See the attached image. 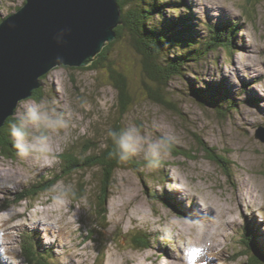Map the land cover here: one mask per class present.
<instances>
[{"label":"rangeland","instance_id":"obj_1","mask_svg":"<svg viewBox=\"0 0 264 264\" xmlns=\"http://www.w3.org/2000/svg\"><path fill=\"white\" fill-rule=\"evenodd\" d=\"M24 1L0 0V14L7 16ZM185 1L191 6L189 16L196 17L192 23L200 25L201 39L208 34L207 21L235 20L242 30L231 51L217 48L193 64L200 80L187 71L170 82L165 96L169 104L151 100L141 71L136 72L134 87H140L124 127L135 126L149 140H163L168 155L154 169H148L142 157H135L144 161L138 168L120 167L107 191L104 213L99 204L105 179L100 166L63 177L37 199L14 201L31 183L63 175L66 153L89 160L105 146L120 108L107 68L57 66L42 77V100L30 97L19 103L12 115L16 118L26 106L44 102L63 124L45 131L47 149L39 156H21L17 150L10 158L0 152V264H26V232L54 246L57 264H250L239 253L245 226L255 227L264 245V142L255 136L264 125V0ZM173 9L166 7L170 13L184 12ZM112 57L129 69L131 63L141 64L139 54L122 42ZM220 79L239 105L224 115L197 99L191 84L206 88V82ZM249 108L255 114L252 121L243 118L242 110ZM197 137L206 144H199ZM210 147L231 164L213 160ZM143 231L152 233L150 246L136 250L132 238Z\"/></svg>","mask_w":264,"mask_h":264},{"label":"trees","instance_id":"obj_2","mask_svg":"<svg viewBox=\"0 0 264 264\" xmlns=\"http://www.w3.org/2000/svg\"><path fill=\"white\" fill-rule=\"evenodd\" d=\"M118 2L122 9L123 23L116 28L117 38L107 43L96 59L85 67L91 69L106 67L109 72L110 82L118 91L120 108L118 115L112 117L113 119L109 128V130L115 131L124 128V117L129 112L131 104H133L134 92L140 87H134L137 82L134 84L132 82V71L130 75L128 72L129 68L113 59L112 50L117 43H126L139 54L144 70V77H142L144 89L152 97L158 94L157 91H160V94L165 96L166 93L163 92L162 87L167 88V85L177 76H185L190 71L197 73L196 67H192L193 64L198 65L202 63L208 54L216 51L217 48L223 47L231 51L235 47L237 33H239V30H242L240 24L235 20L231 21L224 18L218 23L207 21L210 22L206 25L208 34L206 38L201 39L200 25L192 23V21L196 20V17L192 18L189 16L192 15L191 6L185 0H118ZM166 7L172 9L180 8L184 12L179 11L176 13L177 11H174L170 13V11H166ZM157 15L160 16V20H157ZM3 18L5 17H2V14H0V22ZM203 25L205 26L204 23ZM197 74V79L200 80L201 76L199 73ZM193 82L191 84L196 98L215 106L221 115H224V111L228 112L239 108L235 96H232L230 93L232 90L221 79L206 82V88L197 87ZM42 89V87L36 89L32 97L36 100H42ZM242 90L245 91L247 88L244 87ZM155 99L163 100L165 98ZM165 102L168 104L172 101L166 99ZM16 119L15 116H10L5 125L0 128V152L10 158L14 157L17 151L10 136V126L16 122ZM200 144L205 145L203 142H200ZM94 146L97 147L98 145L94 143ZM215 150L216 148L214 147L208 149L210 157L223 166L228 167L231 161L227 157L216 153ZM176 152L185 153L179 150H176ZM114 153L115 149L112 140L108 136L105 146L102 147L100 153L92 155L89 160L82 158L81 155L79 156L74 152L66 153L63 155L65 157L61 164L63 175L59 177L55 175L50 180L31 183L28 190L14 202L37 199L41 194L52 190L63 177L82 168L100 166L105 179L103 186L104 198L99 204L100 211L104 213L105 198L116 171L123 166L138 168L144 162L137 160L135 157L128 162H119ZM162 177L167 179V175H163ZM80 187L83 191L84 186L81 185ZM153 196L159 197L156 194ZM162 196L170 198L168 193H164ZM75 198L78 199L77 196ZM164 201L171 204L175 209H178L177 205L170 199H165ZM11 204L13 202L8 203L3 209L10 207ZM257 233L255 227L249 226H245L240 231L242 238V242H240L243 248H241L239 253L248 256V253H246L249 252L248 248L254 249L256 255L259 258L262 257L264 260V245ZM151 235L152 233H145V231L136 235V237L132 238L131 247L136 250L145 249L147 246H150ZM22 255L26 264H57L54 246L43 244L35 232L25 233ZM249 261L250 264H253L254 260L251 262L249 258L247 262L249 263Z\"/></svg>","mask_w":264,"mask_h":264},{"label":"water","instance_id":"obj_3","mask_svg":"<svg viewBox=\"0 0 264 264\" xmlns=\"http://www.w3.org/2000/svg\"><path fill=\"white\" fill-rule=\"evenodd\" d=\"M122 23L118 0H25L5 16L0 22V128L23 99L42 87L45 74L57 66L90 65L117 38L116 28ZM131 71L133 84L137 71L144 77L141 64L131 63L130 75ZM168 86L162 87L163 92L167 93ZM157 92L154 97L148 93L150 99L167 104L166 95ZM134 104L135 95L130 110ZM255 136L264 142V127ZM197 139L206 144L202 137ZM248 249L251 262L260 264L256 251Z\"/></svg>","mask_w":264,"mask_h":264},{"label":"clouds","instance_id":"obj_4","mask_svg":"<svg viewBox=\"0 0 264 264\" xmlns=\"http://www.w3.org/2000/svg\"><path fill=\"white\" fill-rule=\"evenodd\" d=\"M58 59H62L58 57ZM63 124L54 108L44 102L37 106H26L17 116L16 122L10 126V136L14 147L21 156H39L47 149L46 130H53ZM264 127V125H261ZM115 157L119 162H128L134 157H142L148 169L159 166L163 157L168 155V146L163 140H149L135 126H127L119 131L109 130Z\"/></svg>","mask_w":264,"mask_h":264},{"label":"bare ground","instance_id":"obj_5","mask_svg":"<svg viewBox=\"0 0 264 264\" xmlns=\"http://www.w3.org/2000/svg\"><path fill=\"white\" fill-rule=\"evenodd\" d=\"M242 113H243V118L246 120V121H252V120H254L255 119V114H254V112H253V110L251 109V108H249V109H247V110H242ZM252 123V122H251ZM44 153V152H43ZM235 182V181H234ZM246 196V195H245ZM247 198V197H246ZM242 199H243V197H242ZM245 199V198H244ZM246 202V200L244 201V203ZM216 203V202H215ZM243 203V204H244ZM179 204H180V202H179ZM204 213V212H203ZM220 215H222V214H220ZM196 216V215H195ZM206 216V215H205ZM211 215H210V213H209V215H208V217H210ZM217 216H218V214H217ZM223 216V215H222ZM225 216V215H224ZM196 217H198L199 219L201 218L200 217V215L199 216H196ZM207 217V216H206ZM36 226V225H35ZM251 232V231H250ZM251 233H253V232H251ZM250 234V233H249ZM257 236V235H256ZM259 240V239H258ZM264 251V250H263Z\"/></svg>","mask_w":264,"mask_h":264}]
</instances>
